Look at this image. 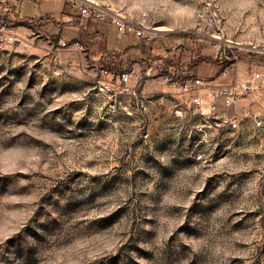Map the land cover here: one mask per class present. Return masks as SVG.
Returning a JSON list of instances; mask_svg holds the SVG:
<instances>
[{
    "label": "rangeland",
    "instance_id": "374dc122",
    "mask_svg": "<svg viewBox=\"0 0 264 264\" xmlns=\"http://www.w3.org/2000/svg\"><path fill=\"white\" fill-rule=\"evenodd\" d=\"M0 1V264H264V0H87L146 38ZM170 64L203 91L260 73L225 108L239 127L211 126ZM102 65L129 82L102 91Z\"/></svg>",
    "mask_w": 264,
    "mask_h": 264
},
{
    "label": "built area",
    "instance_id": "2783aa9c",
    "mask_svg": "<svg viewBox=\"0 0 264 264\" xmlns=\"http://www.w3.org/2000/svg\"><path fill=\"white\" fill-rule=\"evenodd\" d=\"M67 1L72 7L74 13L79 14L84 18L108 21L110 24L117 27L119 35L133 33L138 38L148 37L146 27L140 21L134 22L122 14L107 12L98 5L87 0ZM6 28L7 26L4 21L0 20V32ZM59 43L64 47L73 45L79 49H83V45H81L78 41L70 43L60 38ZM99 72L102 77H109L112 75L116 78L115 81L103 79L99 82V88L104 92L120 90L129 82L131 78V74L129 72L114 74L108 67L103 65L99 68ZM259 76L260 73H255L250 81L242 82L235 80L231 84L209 87L207 90L205 89V91H203L205 80L200 77H190L182 81L173 80L171 76H165V78L166 80H170L179 85L183 93L190 95V103L199 108L203 114L205 113L207 115V118L211 121V126L220 129H237L240 125L238 119L233 117L227 109H221L219 100H222L224 107L228 108L235 102L239 95L250 92L254 88V82ZM176 113L182 114V109L180 107L177 108ZM263 121L264 112L262 110H257L254 114V123L261 126ZM197 157L201 158L202 154H199Z\"/></svg>",
    "mask_w": 264,
    "mask_h": 264
},
{
    "label": "crops",
    "instance_id": "0c3cea01",
    "mask_svg": "<svg viewBox=\"0 0 264 264\" xmlns=\"http://www.w3.org/2000/svg\"><path fill=\"white\" fill-rule=\"evenodd\" d=\"M98 37H104V36H103V34H100V35H98ZM128 47H130V45L125 46V49H127ZM203 63L204 62L200 63L197 67H195L191 73H193L196 69H199V67ZM239 74L240 73H239V71L237 69H234V72H232V73H229V72L228 73H223V74L219 75L216 79L211 81V87L218 86V85H224V84H231L235 80H239V81H242V82H247V81H250V79L254 76L253 75L250 78H240ZM241 96L242 95H239L236 98L235 102H238V101L242 100ZM219 104H220V108L221 109H225V107H224V105L222 103V100H219Z\"/></svg>",
    "mask_w": 264,
    "mask_h": 264
},
{
    "label": "trees",
    "instance_id": "16d2710c",
    "mask_svg": "<svg viewBox=\"0 0 264 264\" xmlns=\"http://www.w3.org/2000/svg\"><path fill=\"white\" fill-rule=\"evenodd\" d=\"M0 3H2V1H0ZM194 59H196V58H194ZM211 61H212L211 58H203L202 60L196 61L194 64H192V66L188 67V69L184 73L190 74L193 71V69L195 67H197L200 63H202V62H211ZM170 66L172 67V69H174V72H172V75H171V78L173 80H181L182 81V80H185L187 78H190L186 74H185L186 76H182V72L180 73L176 68H174V64H170Z\"/></svg>",
    "mask_w": 264,
    "mask_h": 264
}]
</instances>
